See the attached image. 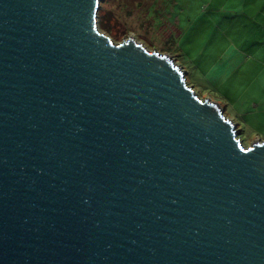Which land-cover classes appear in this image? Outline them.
Returning <instances> with one entry per match:
<instances>
[{
  "label": "water",
  "instance_id": "water-1",
  "mask_svg": "<svg viewBox=\"0 0 264 264\" xmlns=\"http://www.w3.org/2000/svg\"><path fill=\"white\" fill-rule=\"evenodd\" d=\"M100 0H0V264H264V138Z\"/></svg>",
  "mask_w": 264,
  "mask_h": 264
},
{
  "label": "rangeland",
  "instance_id": "rangeland-1",
  "mask_svg": "<svg viewBox=\"0 0 264 264\" xmlns=\"http://www.w3.org/2000/svg\"><path fill=\"white\" fill-rule=\"evenodd\" d=\"M232 1L238 7L228 8L226 0H100L98 8L108 33L98 29L113 35L114 41L132 36L149 49L168 53L197 95L216 101L225 116L232 117L233 108L228 104L224 110L225 98L259 112L264 108L262 81L240 88L237 81L234 87L216 82L224 68L255 67L261 75L264 67V21L260 15L247 14L249 8L241 9L244 0ZM253 125L248 119L246 130L239 131L243 145L256 137L263 139L264 130L258 132Z\"/></svg>",
  "mask_w": 264,
  "mask_h": 264
},
{
  "label": "crops",
  "instance_id": "crops-1",
  "mask_svg": "<svg viewBox=\"0 0 264 264\" xmlns=\"http://www.w3.org/2000/svg\"><path fill=\"white\" fill-rule=\"evenodd\" d=\"M244 3L246 4V6L243 5ZM226 4L227 5L229 4L228 8L230 9H234L238 7V5L235 4V2H233L232 0H226ZM240 7L241 9H244V10H248L249 8V10L247 11V14L249 15L255 14V17H258V15H260L261 19H263L264 21V17H263L264 11L258 12V9L263 10L264 8L263 0H244V2H242ZM241 13H244V11L242 10ZM240 37L242 38V35H240ZM240 46L238 48H240ZM245 68H247V70H245ZM260 73L261 75H258L256 73L255 67H251V68L243 67V70L241 69V67H228L226 69L224 68L223 71H220V73L217 74L218 76H217L216 82H218L219 85H221L220 83L225 82L228 87H234L236 86L234 82L237 81L239 83L237 88L247 87L250 85H256L257 84L256 81H262V84L260 85H264V67H261ZM225 86L226 85L224 84V87ZM225 99H226V102L222 104L224 110L228 104L231 105L235 109V110H232L233 108L231 109L232 117L228 116V118H230L235 123V127L238 130V132L239 131L243 132L246 130L248 119L252 121V123L255 124L252 127L257 129L256 131L260 132L264 130V108H259L260 109L259 112L255 110L252 112L249 105L247 107H239V104L235 105L231 103L230 98H225ZM252 104L254 106L257 105L256 102ZM257 125H259L261 129H259ZM262 137L264 138V136ZM254 139H260V138L256 137Z\"/></svg>",
  "mask_w": 264,
  "mask_h": 264
},
{
  "label": "trees",
  "instance_id": "trees-1",
  "mask_svg": "<svg viewBox=\"0 0 264 264\" xmlns=\"http://www.w3.org/2000/svg\"><path fill=\"white\" fill-rule=\"evenodd\" d=\"M99 11H100V9L97 8V10H96V15H95V17H96V25H97V27H98L99 29L104 30V31H107V33H108V30L105 29L106 27H105L104 23L102 22V16H101V13H100ZM109 36H110V38L112 39V36H113V35H110V34H109ZM114 39H117V38H114Z\"/></svg>",
  "mask_w": 264,
  "mask_h": 264
}]
</instances>
